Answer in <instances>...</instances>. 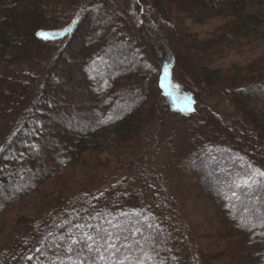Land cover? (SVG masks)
I'll use <instances>...</instances> for the list:
<instances>
[{"label":"trees","instance_id":"trees-1","mask_svg":"<svg viewBox=\"0 0 264 264\" xmlns=\"http://www.w3.org/2000/svg\"><path fill=\"white\" fill-rule=\"evenodd\" d=\"M140 1L147 10L135 17V30L115 0H0V231L2 214L86 153L136 139L140 148L149 145L159 128L153 119L148 138L138 135L155 92L172 114H180L179 95L195 102L181 150L169 140L158 161L141 148L127 177L104 178L20 217L0 246V264H219L222 256L224 264H264V179L239 187L254 169L264 171V61L207 65L264 33V0ZM218 17L229 21L207 41L175 26ZM74 19L72 36L57 37ZM174 44L183 51L175 55ZM165 65L177 90H167ZM186 65L194 67L193 87ZM178 67L182 75L173 72ZM202 84L230 95L238 114L224 120L202 103ZM172 176L211 203L206 210L219 226L213 234L226 241L220 256L197 242L167 188Z\"/></svg>","mask_w":264,"mask_h":264},{"label":"rangeland","instance_id":"rangeland-1","mask_svg":"<svg viewBox=\"0 0 264 264\" xmlns=\"http://www.w3.org/2000/svg\"><path fill=\"white\" fill-rule=\"evenodd\" d=\"M115 2L117 6L128 16L132 26L136 30L137 23L135 17H140L143 9L144 11L147 10V4L145 5L143 0V3H140V0H115ZM259 7L260 5H253V8ZM138 14H140V16ZM163 21L165 20H162V22ZM227 21H229V18L218 17L204 23L189 20L182 24L176 23L175 26L183 30L186 35H190L192 38L207 41L208 39H212L213 35L218 33V30L223 27ZM168 27L169 23L165 21L162 24L161 31L166 33L167 40L171 42L170 38L167 36ZM143 39H146L145 35H143ZM173 48L175 55L177 52L180 53L183 51L182 48L175 44ZM45 53H47V51ZM260 57H264V33L261 34V36L257 35L255 38L250 36L243 39L240 44L227 48L222 55L211 57V59L207 61V65L213 69L222 70L231 66V68L239 66L247 68L250 63L259 60L264 61V58L261 59ZM178 68H174L173 72L176 74L179 70L182 75L181 69ZM184 70L189 75V78L185 79V81L189 83H185L192 87L195 86V79L191 76L192 71H194V67H188L186 65L183 71ZM171 80L172 78L170 77L167 80V82L170 83V87L168 86L167 90H177L176 88L178 87V82ZM147 86L149 85H146L145 83V87ZM150 90H152V88L149 86V88L145 91L147 92ZM217 90L211 89L202 84V89L199 93L200 97L203 96L201 102L203 101L202 103L208 105L214 113L218 114L219 117L224 120L237 115L238 112L230 103V95L223 96L218 93ZM157 95L158 93L155 92L153 100H148L147 106L145 107L148 117L142 124V131H140L138 137L148 138L146 131L147 120L153 119V122H155L159 128L157 130L150 128V132H154L156 130V134L154 135V138L151 136L148 138L150 143L149 145L145 144L141 146V148H144L143 151L148 148L153 153V158L159 161V158L165 154L164 148L168 145L169 140H174L177 148L180 150L182 149V142L186 141V129L188 124L193 121V119L191 114L192 111L181 112L180 110L188 105L189 98L192 100L191 97H184L178 94L179 97L176 100L175 108L177 107L180 110V114H172L171 112L169 113L168 106L163 104V99H161V103L157 101ZM194 106L195 102L191 105V107L194 108ZM258 108L264 110V103H259ZM212 111H210V113H212ZM160 116H162L161 119ZM137 143H140V139H136L135 142L132 141L130 143L117 146L113 145L109 149H101L86 153L83 156L82 161L64 169L60 172L58 178L39 187L35 193L26 196L21 202L10 207L4 214H2L3 217L1 220L4 223V229L0 231V246L11 235L16 227V221L20 217L29 216L40 210L45 205L50 206V203H54V200L57 201L61 196L68 198L70 196H67V194H70L75 190L78 191L89 187L94 182L100 181L104 178L123 179L127 177V174L130 173L129 166L132 168L136 167L141 154V148L137 145ZM183 183L182 187H179L180 185H178V180L172 176L171 180L167 183V188L169 191H173V196L178 198L180 206L183 207L185 218L189 222L191 230L196 235V240L203 251L206 252L207 250L214 254H219L220 256L222 254L220 252H224L226 250V241L223 236H214L213 234L215 228L219 226L216 213L206 210L207 207L209 209L211 203H209L207 199L205 201L200 200L199 194H197V192L190 187L189 183L187 181H184ZM179 184H181V182ZM215 263L224 264L225 256H222L220 260L219 258L218 260H215Z\"/></svg>","mask_w":264,"mask_h":264},{"label":"snow or ice","instance_id":"snow-or-ice-1","mask_svg":"<svg viewBox=\"0 0 264 264\" xmlns=\"http://www.w3.org/2000/svg\"><path fill=\"white\" fill-rule=\"evenodd\" d=\"M77 16H79V13H77ZM77 24V20H73L72 23L66 27H64L60 32H58L56 34L57 37H59L60 39H65V38H70L72 36V33L74 31L73 29V25H76ZM44 39H49L51 38V35L52 34H45V33H41L40 34ZM170 77V71H169V66L168 65H165L164 68H163V79L164 80H168ZM163 86V85H162ZM171 93H169L170 95ZM194 103V101H192L190 98H189V103L188 105L185 107V108H182L180 109L181 111H185V112H191V111H194V109L191 107V105ZM257 178H260V179H264V171H259V170H253V174L250 175V177L244 179L242 181V183L239 185V187H242V188H252L255 186V184L257 183ZM88 240H92L93 238L91 236H88L87 237ZM73 243H78V241H74ZM112 248H115V245H111ZM72 249L70 248L69 249V252H71ZM98 259L100 261H105L106 260V257L105 256H98ZM146 259L148 260H151L152 258L150 256H146ZM79 264H88V261L87 259H84V260H81L79 262ZM94 264V262H93ZM111 264H118V262L116 260H113L111 261ZM119 264H125L124 261H119ZM138 264H144V261L143 260H140L138 261Z\"/></svg>","mask_w":264,"mask_h":264}]
</instances>
